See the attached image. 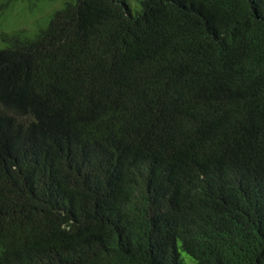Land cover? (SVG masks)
Wrapping results in <instances>:
<instances>
[{
  "label": "trees",
  "instance_id": "trees-1",
  "mask_svg": "<svg viewBox=\"0 0 264 264\" xmlns=\"http://www.w3.org/2000/svg\"><path fill=\"white\" fill-rule=\"evenodd\" d=\"M136 1L0 32V264H264V0Z\"/></svg>",
  "mask_w": 264,
  "mask_h": 264
},
{
  "label": "rangeland",
  "instance_id": "rangeland-1",
  "mask_svg": "<svg viewBox=\"0 0 264 264\" xmlns=\"http://www.w3.org/2000/svg\"><path fill=\"white\" fill-rule=\"evenodd\" d=\"M74 2L75 0H72V3ZM128 4L133 14L140 10V5L136 0H128ZM63 5L62 0H21L12 2L8 9L0 15V32L1 34H11L20 28L26 29L30 24V29L27 32L35 35L46 27L53 13L62 9ZM28 16L31 17L30 20L27 19ZM3 46L0 42V48H3ZM181 256L185 264H191L192 260L188 256L185 254Z\"/></svg>",
  "mask_w": 264,
  "mask_h": 264
}]
</instances>
